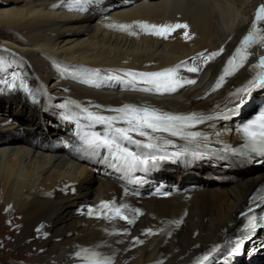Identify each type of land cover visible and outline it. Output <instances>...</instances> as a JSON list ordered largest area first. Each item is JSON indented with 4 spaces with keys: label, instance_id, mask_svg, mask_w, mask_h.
<instances>
[{
    "label": "bare ground",
    "instance_id": "obj_1",
    "mask_svg": "<svg viewBox=\"0 0 264 264\" xmlns=\"http://www.w3.org/2000/svg\"><path fill=\"white\" fill-rule=\"evenodd\" d=\"M71 2L0 0V47L35 92V96L25 92L19 81L15 89L0 83V264H81L77 250L95 247L113 254L115 264H197L217 244L221 250L205 264H234L254 257L263 235L252 240L240 235L236 215L263 171L227 183L210 178L218 172L209 167L174 172L169 167L175 158L158 162L166 167L160 171L132 173L130 197L121 185L124 176L100 163L103 152L92 155L76 138L77 133L102 131V126L89 128V121H76L82 115L80 107L103 111L125 104L181 114L226 112L232 107L230 93L260 71L251 65L264 55V44L251 49L245 67L228 77L223 87L211 89L264 0H92L85 11L71 10ZM137 22L187 23L191 39L184 37L185 29L166 39L150 35ZM109 24L132 27L126 32ZM220 47L224 53L201 72L181 73L196 79V84L170 94L126 90L109 82L96 88L63 71H75L77 77L95 69L101 75L162 71L184 61L191 64L190 58L200 52ZM256 94L264 95V86L249 96ZM246 109L244 101L230 118L199 126L213 151L237 137L233 126ZM68 115L72 120L64 118ZM186 144L177 140L178 148ZM186 178L194 181L177 187V181L181 184ZM170 188L173 194H164ZM101 200L132 201V209L143 214L127 213L135 219L133 224L88 216L85 204L97 206ZM179 220L183 222L173 223ZM149 228L158 234L143 235ZM127 229L144 243L126 247L117 233ZM241 236L239 252L228 255L230 242Z\"/></svg>",
    "mask_w": 264,
    "mask_h": 264
},
{
    "label": "snow or ice",
    "instance_id": "obj_2",
    "mask_svg": "<svg viewBox=\"0 0 264 264\" xmlns=\"http://www.w3.org/2000/svg\"><path fill=\"white\" fill-rule=\"evenodd\" d=\"M91 3L92 0H72L68 7L75 11H85ZM261 22H264V3L257 9L250 30L243 36L234 54L226 61L222 74L218 76L211 89L212 92L223 87L228 77L245 67V64L253 55L251 49L255 45L264 44V35L260 34L264 32V27L260 26ZM137 25L140 29L145 30L147 34L164 39L177 29H185L184 37L191 39L187 23L158 25L137 22ZM107 27H118L119 30L127 32L132 25L120 24L116 26L109 24ZM130 34L136 35L137 33L131 32ZM223 53V47H220L217 51L208 52L205 50L190 58L191 64L188 61H184L162 71L117 70L101 75V70L95 69L83 72L79 77L76 76L75 71L69 72L67 68L63 71L72 75L73 78H78L79 82L96 88L101 87L103 82H109L118 83L126 90L163 95L175 93L186 85L196 84V79L186 78L181 73H199L204 66L220 57ZM9 67L10 64L0 60V72L7 71ZM251 67L260 71H257L256 75L248 80L246 85L230 93L232 107L228 108L226 112L218 111L212 114L191 112L181 114L162 111L147 105L138 106L133 104L103 109V111H92L87 107L81 108L82 115L77 119V123L79 119H84L89 121V128H95L96 126H102L103 128L102 131L77 133L82 141V147L91 151L92 155H99L101 152L105 153L103 159L109 161L112 167H118L126 174L135 173L138 169H147L149 165H156L158 162L165 160L188 156L193 158L209 156L213 153V149L208 143L209 138L197 129L208 121L230 118L229 113H235L254 89L264 86V55L259 56L258 62L251 65ZM18 81L20 88L35 96V92L30 89L25 82V78L20 73H11V82L8 79H0V83L7 84L13 89L17 88ZM71 103L75 104L76 102L72 101ZM76 107L79 108L80 105L76 104ZM95 107L102 109L100 105ZM104 112L112 114H104ZM64 118L72 120L71 115ZM238 131L245 137L246 142L243 145V149H246V151L224 147L218 149L220 153L225 156L232 155L236 157H247L250 154L264 155V110H260L254 119L243 124ZM177 140L186 141L187 144L178 148ZM129 145L133 147H129ZM135 149H141V151L137 152ZM168 149L178 150L168 151ZM261 200H264V197H261ZM251 211L252 209L250 208L249 213ZM129 212L133 213L134 216L143 214L138 208L131 209L127 204L118 205L115 201H101L98 206H89L86 214L107 220L118 218L127 221L128 224H133L135 219L127 214ZM249 213H242L247 218V223L244 226L245 232L255 229L258 226V222H264V217L258 218L249 215ZM182 222V220H179L173 223L179 225ZM155 234L158 233L151 228L146 229L143 233V235ZM243 242V236L231 241L232 247L228 255L238 253L243 246ZM143 243L144 240L140 239V237L133 238V245ZM220 250L221 245L213 246L208 252L198 258L197 264H205V262L210 261L214 254ZM82 253H87V255H82ZM75 256L81 261V264H115V256L113 254H105L99 250V247L79 249Z\"/></svg>",
    "mask_w": 264,
    "mask_h": 264
},
{
    "label": "rangeland",
    "instance_id": "obj_3",
    "mask_svg": "<svg viewBox=\"0 0 264 264\" xmlns=\"http://www.w3.org/2000/svg\"><path fill=\"white\" fill-rule=\"evenodd\" d=\"M0 60H3L7 64H10V67L7 69V72L6 71L5 72H0V79H2V77H3V79H11V73L17 72L18 68H16L17 66H15L13 63H11L10 57H8V55H7V51H5L1 47H0ZM166 165H170V164H166ZM163 166H165V165H163ZM81 202H83V201H81ZM84 203L85 202H83V206H84ZM88 206H90L89 203L87 205L85 204V208H87ZM123 233H125V234L124 235L123 234H119V235L120 236L123 235L122 237H123L124 241H126V247H129V245L133 243V238H135L133 236V231L127 229V230H125V232L123 231ZM12 248H14V245H13ZM18 254L20 255V252H18ZM31 262H33V261H30L27 264H31Z\"/></svg>",
    "mask_w": 264,
    "mask_h": 264
}]
</instances>
